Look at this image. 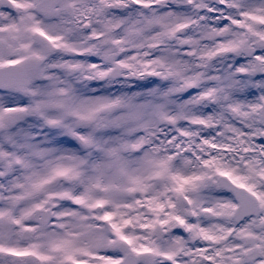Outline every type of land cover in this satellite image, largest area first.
<instances>
[{
	"label": "snow or ice",
	"instance_id": "1",
	"mask_svg": "<svg viewBox=\"0 0 264 264\" xmlns=\"http://www.w3.org/2000/svg\"><path fill=\"white\" fill-rule=\"evenodd\" d=\"M0 264H264V0H0Z\"/></svg>",
	"mask_w": 264,
	"mask_h": 264
}]
</instances>
